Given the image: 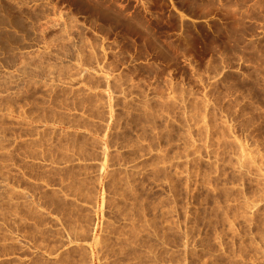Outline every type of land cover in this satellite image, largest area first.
I'll return each mask as SVG.
<instances>
[{
	"label": "rangeland",
	"instance_id": "1",
	"mask_svg": "<svg viewBox=\"0 0 264 264\" xmlns=\"http://www.w3.org/2000/svg\"><path fill=\"white\" fill-rule=\"evenodd\" d=\"M84 73L112 81L136 145L122 192L145 209L107 244L264 264V0H0V152L17 94Z\"/></svg>",
	"mask_w": 264,
	"mask_h": 264
},
{
	"label": "crops",
	"instance_id": "2",
	"mask_svg": "<svg viewBox=\"0 0 264 264\" xmlns=\"http://www.w3.org/2000/svg\"><path fill=\"white\" fill-rule=\"evenodd\" d=\"M77 78L16 95L0 152V264H145L128 256L141 246L107 244L144 221L140 198L122 192L136 145L116 123L112 81Z\"/></svg>",
	"mask_w": 264,
	"mask_h": 264
}]
</instances>
